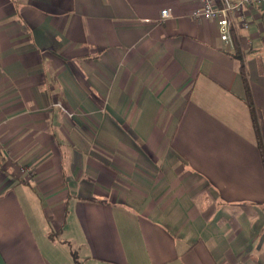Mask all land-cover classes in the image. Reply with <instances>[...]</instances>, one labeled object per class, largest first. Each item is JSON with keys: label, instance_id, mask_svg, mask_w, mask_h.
<instances>
[{"label": "crops", "instance_id": "0c3cea01", "mask_svg": "<svg viewBox=\"0 0 264 264\" xmlns=\"http://www.w3.org/2000/svg\"><path fill=\"white\" fill-rule=\"evenodd\" d=\"M197 4L0 0V264H264V3Z\"/></svg>", "mask_w": 264, "mask_h": 264}, {"label": "built area", "instance_id": "2783aa9c", "mask_svg": "<svg viewBox=\"0 0 264 264\" xmlns=\"http://www.w3.org/2000/svg\"><path fill=\"white\" fill-rule=\"evenodd\" d=\"M262 3H264V0H222L219 5L216 0H198V4L192 12V17L194 19L216 20L221 39L225 44L233 47V17L238 13L240 17V24L246 27L248 25V21L243 13L245 7ZM171 16L172 14L170 9L162 10L163 19Z\"/></svg>", "mask_w": 264, "mask_h": 264}, {"label": "trees", "instance_id": "16d2710c", "mask_svg": "<svg viewBox=\"0 0 264 264\" xmlns=\"http://www.w3.org/2000/svg\"><path fill=\"white\" fill-rule=\"evenodd\" d=\"M216 1L220 5L222 0H216ZM236 51H237V53H236L237 54V57L241 61V64H240V73H241V76H242V79H243V82H244V86H245L246 101H247L248 106H249L250 111H251V115H252L253 123L255 125V129H256V132H257L258 140L260 141L259 132H258V123H257V118H256V108H255L254 102L252 100L251 92H250V86H249V82H248L247 72H246V69H245L244 59H243V56L241 55L238 47L236 48ZM259 147L262 150V145L260 143H259ZM261 153L264 156V151L263 150L261 151ZM211 208L212 207L209 208V211H211ZM77 264H79V263H77Z\"/></svg>", "mask_w": 264, "mask_h": 264}]
</instances>
